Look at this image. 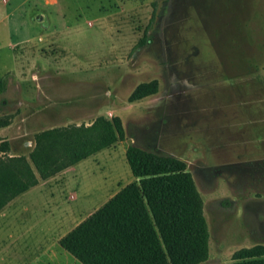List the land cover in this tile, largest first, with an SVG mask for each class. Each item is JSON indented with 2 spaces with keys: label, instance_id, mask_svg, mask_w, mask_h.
I'll list each match as a JSON object with an SVG mask.
<instances>
[{
  "label": "rangeland",
  "instance_id": "374dc122",
  "mask_svg": "<svg viewBox=\"0 0 264 264\" xmlns=\"http://www.w3.org/2000/svg\"><path fill=\"white\" fill-rule=\"evenodd\" d=\"M263 67L264 0H0V98L7 102L0 122L11 125L0 130V142L11 139L4 155L12 149L28 157L43 130L90 124L99 114L118 119L124 140L67 171L73 181L57 196L74 198L85 220L137 181L124 151L130 138L154 150L155 136L143 133L141 123L158 119V98L170 92L174 68L199 87L192 103L211 92L218 104L242 108L240 126L252 142L241 148L263 149ZM31 74L34 85L27 83ZM20 76L24 85L15 84ZM153 82L150 97L130 100L139 85ZM200 119L196 133L203 138L209 131ZM217 132L199 144V153L184 150L186 133L159 141L163 155L195 161L202 154L209 167L227 160L209 157V148L228 136L215 139ZM212 182H198L209 234L208 259L201 264L231 263L241 248L264 247L263 186L239 189L231 178Z\"/></svg>",
  "mask_w": 264,
  "mask_h": 264
},
{
  "label": "trees",
  "instance_id": "16d2710c",
  "mask_svg": "<svg viewBox=\"0 0 264 264\" xmlns=\"http://www.w3.org/2000/svg\"><path fill=\"white\" fill-rule=\"evenodd\" d=\"M156 82L139 85L136 101L155 92ZM3 85L0 82V94ZM7 104L0 98V112ZM7 122H0V127ZM116 118L97 117L89 125L43 130L28 157L4 155L0 142V210L12 199L124 140ZM125 159L136 182L64 236L60 244L82 264H201L208 259L203 202L191 174L179 160L128 145ZM226 264H264V247L241 248Z\"/></svg>",
  "mask_w": 264,
  "mask_h": 264
},
{
  "label": "crops",
  "instance_id": "0c3cea01",
  "mask_svg": "<svg viewBox=\"0 0 264 264\" xmlns=\"http://www.w3.org/2000/svg\"><path fill=\"white\" fill-rule=\"evenodd\" d=\"M175 62L177 63V61ZM172 74L170 92L158 98L156 110L160 112V115L157 120L154 119V122H157L155 124L154 122L141 123L144 129L143 133L150 132L149 135L155 136V148L151 153L182 162L185 170L191 174L197 191L199 181L212 184L214 183L212 181L220 180L222 183H227L230 178L235 181V184H239V189L244 188L247 184L264 188V148H249L247 150L241 148L245 142H252L248 140L240 126L239 111L242 108L240 110L239 107L231 109V106L218 104L216 97L211 92H205L203 100L197 101L199 98H196V101L192 103V93H196L199 87L191 85V75L189 73L180 75L176 68L173 69ZM34 77L31 74V77L27 78L30 80H27V83L34 85L36 79ZM25 79L24 76H20L19 78L15 77L14 81L16 85H24ZM158 89L156 93H158ZM148 97L150 95L137 101ZM106 112L110 115L111 110L106 109ZM240 113H243L242 110ZM99 116L100 114L97 117ZM201 117L205 118L204 129L209 131L203 135V138L196 133ZM8 126L11 125L7 124L0 130H6ZM212 129L218 130L215 139L223 137L225 132L228 135L225 136L226 139H229L227 142L226 139H221L220 142H225L209 148V157L213 159L224 157L227 158L226 161L215 162L207 167L201 163V159L205 157L202 154L198 157L195 156V161L190 160V157L181 159V157L173 155L174 153L163 155L165 152L164 142L160 143L159 136L163 139L165 136H184L186 133V136L180 141L184 150L199 153L201 150L198 147L210 138ZM125 134L127 135L126 131ZM128 140L133 145L134 139ZM1 141L10 142L11 139L4 138ZM110 147L106 149H110ZM226 148H231L233 152L229 149L230 155H223ZM125 152L126 150L124 154ZM9 155L17 156L12 149ZM81 162L51 178L39 180L35 186L9 201L0 210V264H82L61 246L60 241L84 221V216L81 214L82 211L77 208L74 198L57 197L63 193L62 190L67 183L73 181L72 174L67 176L65 173L70 169H75Z\"/></svg>",
  "mask_w": 264,
  "mask_h": 264
},
{
  "label": "water",
  "instance_id": "95a60500",
  "mask_svg": "<svg viewBox=\"0 0 264 264\" xmlns=\"http://www.w3.org/2000/svg\"><path fill=\"white\" fill-rule=\"evenodd\" d=\"M129 142V141H128Z\"/></svg>",
  "mask_w": 264,
  "mask_h": 264
}]
</instances>
